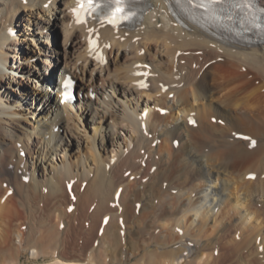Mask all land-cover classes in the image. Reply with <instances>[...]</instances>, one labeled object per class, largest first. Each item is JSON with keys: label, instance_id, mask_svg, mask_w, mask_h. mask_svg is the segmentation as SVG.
Returning <instances> with one entry per match:
<instances>
[{"label": "bare ground", "instance_id": "6f19581e", "mask_svg": "<svg viewBox=\"0 0 264 264\" xmlns=\"http://www.w3.org/2000/svg\"><path fill=\"white\" fill-rule=\"evenodd\" d=\"M182 7L147 0L131 23L85 0H0V264L264 258V42ZM56 63L72 105L43 76Z\"/></svg>", "mask_w": 264, "mask_h": 264}, {"label": "rangeland", "instance_id": "374dc122", "mask_svg": "<svg viewBox=\"0 0 264 264\" xmlns=\"http://www.w3.org/2000/svg\"><path fill=\"white\" fill-rule=\"evenodd\" d=\"M53 31V32H52ZM51 34L53 36V38L55 39V42H56V46H55V52L58 54L57 57H61V46L59 44L60 42V35L57 31V28L55 26H53V29L51 30ZM36 45L38 46L39 44H31L29 47L33 50H36L37 47ZM22 47H24V45H22ZM24 50H29L28 48H24ZM48 70L43 74V76L45 78H55L54 75L58 73V69H59V65L56 63V65H53L51 64V66L49 68H47ZM2 86H5V84L2 82L0 83ZM3 89V87H2ZM77 89H78V85H77ZM11 104V103H10ZM37 111V110H36ZM23 119V117H22ZM25 121V119H24ZM215 121L214 119H212V122ZM7 129H9V127L7 126V128L5 129V131L3 132L1 129H0V138H7V134H8V131ZM11 129V128H10ZM3 135V136H2ZM17 145L19 146V143H17ZM0 180H2V184L3 186H6L9 181V166L6 165V164H3V166L1 167V172H0ZM251 175H249L250 177ZM248 178V177H247ZM259 208H261L260 204L258 206ZM138 213V211H137ZM234 221L233 218L230 219V222ZM244 229H242V232H241V228H236L235 230H232L226 237L225 239L226 240H231L232 242L233 241H237V239L239 240L240 239V235L241 233H243ZM231 234V235H230ZM235 235V236H234ZM230 241V242H231ZM235 241V242H236ZM237 243V242H236ZM242 247V246H241ZM238 247L236 249L233 250V247H229V249H226V255L223 257V260L222 262H224L225 264H264V258L262 256L261 253H259L260 251L259 250H256L257 248H255L254 245H250L248 247ZM247 248V250L245 249ZM251 248V249H250ZM239 249V250H238ZM250 249V250H249ZM262 250V249H260ZM236 251V252H235ZM254 253H252V252ZM257 251V252H256ZM259 251V252H258ZM230 253H232L230 255ZM235 253V255H234ZM256 254V256H255ZM237 257V258H236ZM249 257V258H248ZM226 258V259H225ZM237 259V260H236ZM241 259V260H240ZM244 262H243V261ZM131 261H133V259H131ZM254 261V262H253ZM241 262V263H240ZM247 262V263H246Z\"/></svg>", "mask_w": 264, "mask_h": 264}, {"label": "snow or ice", "instance_id": "6c2138e0", "mask_svg": "<svg viewBox=\"0 0 264 264\" xmlns=\"http://www.w3.org/2000/svg\"><path fill=\"white\" fill-rule=\"evenodd\" d=\"M119 2H120V0H117V3H118V4H119ZM87 3H88L89 5H91V4H92V0H87ZM81 7H83V5H81ZM116 11H120V9L117 8Z\"/></svg>", "mask_w": 264, "mask_h": 264}]
</instances>
